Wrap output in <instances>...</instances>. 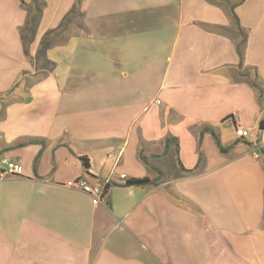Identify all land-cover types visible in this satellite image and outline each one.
Listing matches in <instances>:
<instances>
[{"label": "crops", "instance_id": "0c3cea01", "mask_svg": "<svg viewBox=\"0 0 264 264\" xmlns=\"http://www.w3.org/2000/svg\"><path fill=\"white\" fill-rule=\"evenodd\" d=\"M32 1L0 0V264H264V0H40L26 45Z\"/></svg>", "mask_w": 264, "mask_h": 264}, {"label": "trees", "instance_id": "16d2710c", "mask_svg": "<svg viewBox=\"0 0 264 264\" xmlns=\"http://www.w3.org/2000/svg\"><path fill=\"white\" fill-rule=\"evenodd\" d=\"M32 3L34 5L33 12L29 13L27 22H26L25 26L21 29V36H22L23 42L26 45L32 41V36L35 32V29H36V26L38 24L39 17H40L41 11H42L41 9L44 6V3L41 2L40 0H33ZM75 12H78L80 14L79 10L76 7L73 8V10H71L69 15L65 19H63V22L61 23V25L59 26L58 29L51 30L50 32H47V34L45 35V37L43 38V40L41 42V48L38 51L37 57L39 59L43 58V50L49 43L48 37L52 34L53 35L56 34V32H58L59 30L65 29L67 23L70 22V21H68L69 20L68 18L71 15H73V13H75ZM233 16L238 23L236 16L234 14H233ZM78 26L81 28H84V26L82 24H79ZM240 33H241L242 39H241V42L237 45V50L239 52V55H242V48H243V44L246 40V33L242 29H240ZM43 61L45 62V64L53 66L52 63L45 61L44 59H43ZM259 90L261 92V89H259ZM259 129H262V123L259 125ZM202 130L205 132H208L212 135V137L214 138V140H215V142H216V144H217V146L221 152H225L227 150L221 146V143L218 139V136L215 134V132L210 127L205 126V127H203ZM84 166L87 167V164L85 162H84ZM148 183H151V181L146 179V178L129 179L125 182V185H128V186H130V185H145Z\"/></svg>", "mask_w": 264, "mask_h": 264}, {"label": "built area", "instance_id": "2783aa9c", "mask_svg": "<svg viewBox=\"0 0 264 264\" xmlns=\"http://www.w3.org/2000/svg\"><path fill=\"white\" fill-rule=\"evenodd\" d=\"M235 137L241 141L254 143L256 141V135L251 128L243 126L234 127ZM252 154L258 156V145L254 143ZM23 175V167L15 161L2 160V168L0 169V180L8 177H20ZM72 186L79 188L82 192L88 194L94 205L101 202V198L104 194V189L98 184H91L84 178L77 179Z\"/></svg>", "mask_w": 264, "mask_h": 264}, {"label": "rangeland", "instance_id": "374dc122", "mask_svg": "<svg viewBox=\"0 0 264 264\" xmlns=\"http://www.w3.org/2000/svg\"><path fill=\"white\" fill-rule=\"evenodd\" d=\"M212 1H214V0H212ZM215 1H219V2L225 3V4L228 5V6H230V5L232 6L233 4L238 3V2H240L241 0H215ZM79 16H80V15H78L77 12L73 13V15H71V16L68 18V19H69L68 21H70V22L67 23L65 29H67V27H68L71 23H76L77 26H78V25L80 24V22H79V21H80ZM65 29H62V30H59L58 32H56V34H54V36L50 37L51 40H49V42L51 43V42H58V41L63 40V39L65 38V34H64V30H65ZM38 63H39L40 66L43 65V66H46L47 68L50 67V65L45 64V62L43 61V59H40V60L38 61Z\"/></svg>", "mask_w": 264, "mask_h": 264}]
</instances>
